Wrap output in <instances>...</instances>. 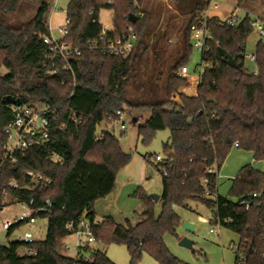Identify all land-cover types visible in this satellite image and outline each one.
<instances>
[{"label": "trees", "instance_id": "trees-1", "mask_svg": "<svg viewBox=\"0 0 264 264\" xmlns=\"http://www.w3.org/2000/svg\"><path fill=\"white\" fill-rule=\"evenodd\" d=\"M24 1L0 0V153L5 141L3 130L13 119L11 99L28 105H62L64 110L80 114L83 124L71 125L64 132L54 131L47 147L31 149L18 164L2 168L0 210L31 200L34 207L44 206L49 200L51 213L39 215L47 221V230L45 239L30 247L37 255L20 256L22 244L8 243L0 246V264H115L96 247L89 250L86 261H75L65 256L64 240L72 235L67 229L69 223L95 222V203L114 192L117 174L131 161V155L123 151L113 133L102 132L101 139H96L99 125L109 126L110 119H117V111L125 113L135 106L130 100L131 85L139 87L138 92L143 89L138 70L148 50L147 15L133 23L126 19L132 15L128 1L117 0L111 9L113 24L119 33H126L128 28L137 32L134 53L115 58L84 51L70 61L74 76L58 61L55 63L59 73L50 76V54L41 40L48 34L49 3L42 1L31 21L13 28L6 16L15 13ZM258 1L233 0L236 7ZM210 3L211 0H197L191 8L183 29L182 55L169 65L163 96L137 105L150 111L148 120L139 127L143 144L151 143L157 132L170 133L159 156L161 161L154 163L163 186L159 214L157 203L139 188L135 196L143 207L141 221L133 224L126 219L119 224L107 217L93 230L96 245L125 246L129 264H139L144 254L158 264H186L170 252L164 239L167 235L178 239L182 220L177 210L189 209L190 203L206 206L224 228L242 238L259 240L264 234L263 172L245 166L233 180L230 198L217 192L218 173L235 143L238 149L252 152L255 161H264L262 40L256 46L254 71L246 68L247 41L254 31L252 19L246 16L233 28L217 17L208 19L214 41L202 59L215 67L200 75L195 97L179 93L187 80L178 77L177 72L188 66L193 52L190 26L204 15ZM101 9H110L103 0L68 1L71 43L84 48L97 37L100 28L91 21ZM148 158L150 162L152 156ZM27 171L46 177L51 185L35 187L25 176ZM11 182L19 189L12 188ZM7 198L10 203H6ZM244 199L250 204L249 211L241 204ZM15 230H9L7 237Z\"/></svg>", "mask_w": 264, "mask_h": 264}, {"label": "rangeland", "instance_id": "rangeland-1", "mask_svg": "<svg viewBox=\"0 0 264 264\" xmlns=\"http://www.w3.org/2000/svg\"><path fill=\"white\" fill-rule=\"evenodd\" d=\"M42 1L44 0H25L15 13L6 16L9 26L19 28L31 21ZM45 1L49 3L47 23L52 27L64 26L68 0ZM196 1L143 0L142 8L147 13V29L150 33L147 40L146 58L141 60L138 70L143 89L138 92L139 87L137 86L131 85L129 88L130 100L135 106L128 108L123 114L122 120L126 126L124 134H120L119 125L114 126L115 136L119 139L123 151L131 155V161L117 174V189L111 196L95 203L96 222H102L105 217L113 216L119 224H123L126 219L136 224L142 220L143 210L140 201L135 196L136 191L142 188L149 196H161L162 194V176L154 167V163H156L154 157L162 156L163 145L169 141L170 133L168 131L157 132L151 143L143 144L142 139L139 138V127L148 120L150 111L137 108V105L143 101L163 96L169 65L182 55L184 43L182 28L184 29L188 13ZM55 4L56 10L54 11ZM235 8L239 20H243L246 16L252 20L264 18V0L248 2L240 7H236L233 0H212L204 14L225 21ZM99 21L104 26H112L113 12L108 9L101 10ZM152 35L157 36L153 38ZM261 40L264 42V38H261L254 29L247 41V57L254 55L256 46ZM201 58V53L193 50L188 63L191 71L194 72L201 63ZM246 68L249 72L255 69V65L248 58H246ZM189 93L193 94L194 90H190ZM134 118L139 120L138 123L132 122ZM104 128V125L99 126L98 132L100 133ZM109 128L111 129V125ZM150 156L152 159L149 162L148 157ZM248 165L264 173V161H255L252 152L233 148L218 173L217 192L219 196L229 197L233 180L239 171ZM10 202V198H7L6 203ZM21 211L22 208L18 204L8 205L0 210V246L17 242L26 232H31L37 240L45 239L47 221L42 219H39L34 226L19 227L7 237V232L3 231V224L12 221ZM156 212L157 214L160 212L159 203L156 205ZM177 212L182 220V225L177 231L178 239L169 235L164 239L166 246L175 257L186 264H235V253L229 246L232 242L239 241L238 234L221 226H212L209 223L212 216L211 211L202 204L190 203L189 209H178ZM186 222L195 226L193 232L183 229V223ZM210 230H213L214 234L210 233ZM183 238L194 243L193 250L179 245ZM75 244L74 235H70L64 240L65 256L75 257ZM93 247L104 252L115 264L130 263L127 248L123 245L100 244ZM139 264L158 263L151 256L144 254Z\"/></svg>", "mask_w": 264, "mask_h": 264}, {"label": "built area", "instance_id": "built-area-1", "mask_svg": "<svg viewBox=\"0 0 264 264\" xmlns=\"http://www.w3.org/2000/svg\"><path fill=\"white\" fill-rule=\"evenodd\" d=\"M103 1L105 6L110 8L108 10L112 11L111 9L116 4L117 0ZM127 1L132 10V15L136 17V20L144 19L146 14L143 11L141 0ZM55 10L56 4L54 6V11ZM101 10L98 11L97 18L91 21L92 25L100 28L99 33L96 38L88 41L84 48L75 46L69 41L71 19L67 15V9L64 26L52 27L51 24H48V34L42 36L41 40L48 48L50 54L48 57V61L51 65V70L49 72L50 76L56 75L60 71L55 61L63 63V69L74 76L70 61L79 58L84 51L115 58H127L134 53L138 44L137 32L133 28H128L126 33H119L113 23L112 26H104L99 21V13ZM90 15H93V12H91ZM126 19L130 20V17ZM208 19L209 17L204 14L196 23L190 26L191 46L193 50L201 53V56L210 50V45L214 41L208 28ZM239 21L240 20L236 16L235 8L225 20V24L233 28L238 25ZM251 26L258 32L261 38H264V18L252 20ZM246 58L252 63L256 61L255 54L248 57L246 56ZM213 67H215V65L201 58V63L196 67L193 73H191L188 66H184L177 72V76L188 81L195 75L199 80L200 75L206 69ZM12 112L13 119L3 130L5 141L2 146V152L0 153V174L4 166H14L18 164L20 162V157L24 159L26 153L31 149L47 147L51 142L54 131L64 132L71 125L79 127L83 124V118L80 114L72 109L64 110L62 105L47 106L20 103L19 105L13 106ZM123 114L124 113L120 111L116 112L115 116L117 119H110L112 121L110 124L111 129L109 126L107 127L104 125L105 128L97 135L96 142L101 139L102 132H111L115 135V125H119L120 134H124L123 132L126 130V126L122 120ZM237 147L238 143H235L234 148ZM154 160L155 162H159L161 158L157 156ZM164 174H166L165 171ZM25 176L35 187L45 188L51 185L49 179L41 175H36L34 172L27 171L25 172ZM10 186L16 190L19 189L16 183L11 182ZM207 195L210 196L209 193H207ZM256 196L257 195H253V198H256ZM241 204L245 205L246 211L250 210V204L246 203L245 199L241 200ZM18 205L22 208V211L12 221L3 224V231L8 232L13 228L18 229L21 226H34L40 219L39 215L51 213V202L49 200L45 201L44 206L38 207H34L33 200L29 203H20ZM97 223L96 221L91 223L88 220H81L77 225L74 223L68 224L67 229L70 230L72 235L76 238V253L73 258L75 261H86L89 250H92L93 246L96 245L93 230ZM209 223L212 226L223 227L221 222L215 219L213 215ZM210 233L214 234V231L210 230ZM37 241L39 240H37L31 232H26L17 241L22 244V248L18 252L19 255L36 256L37 251L30 247ZM229 247L235 253V264H264V234L259 240L249 239L247 237L242 238L239 236V241L237 243L232 242ZM88 264H91V262L88 261Z\"/></svg>", "mask_w": 264, "mask_h": 264}, {"label": "crops", "instance_id": "crops-1", "mask_svg": "<svg viewBox=\"0 0 264 264\" xmlns=\"http://www.w3.org/2000/svg\"><path fill=\"white\" fill-rule=\"evenodd\" d=\"M69 1V0H68ZM179 1V0H178ZM191 10V9H190ZM145 12V11H144ZM189 13H190V11H189ZM189 13H188V17H187V20H188V18H189ZM145 14L147 15V13L145 12ZM210 18V17H209ZM186 20V21H187ZM186 21H185V23H186ZM149 33V32H148ZM182 34H183V28H182ZM157 35H152V37L153 38H155ZM183 36V35H182ZM149 37H150V33H149ZM155 45L157 46V43H155ZM155 54H156V52H155ZM255 54V53H254ZM191 71V70H190ZM195 71V70H194ZM191 73H193V71H191ZM198 83H199V80L197 79V77L194 75V76H192V78L191 79H189L188 81H187V83L185 84V86H183L180 90H179V93L180 94H183V95H185V96H188V97H195L196 96V94H197V86H198ZM190 90H194V93L193 94H191V93H189V91ZM178 100V97H176V101ZM117 182H118V177H117V179H116V187H115V190L117 189ZM124 189H125V187H124ZM122 195V194H121ZM111 196V195H110ZM161 197V196H160ZM143 211V210H142ZM111 215H113V214H111ZM108 217H111V218H113V216H108ZM105 218H107V217H105ZM104 218V219H105ZM114 219V218H113ZM95 221H96V212H95ZM103 221V220H102ZM98 223H100V222H98ZM118 223V222H117Z\"/></svg>", "mask_w": 264, "mask_h": 264}, {"label": "water", "instance_id": "water-1", "mask_svg": "<svg viewBox=\"0 0 264 264\" xmlns=\"http://www.w3.org/2000/svg\"><path fill=\"white\" fill-rule=\"evenodd\" d=\"M130 20L134 23V22L136 21V17H135L134 15H130ZM11 101H12V104H13V105H19V104H20V101H18V100L11 99ZM132 122H133L134 124H136V123H137V119L134 118ZM150 198L153 199V201H154L155 203H158L161 197L158 196V195H150ZM194 228H195V226L192 225V224H190V223H187V222H186V223H183V229H184L185 231H187V232H193V231H194ZM179 245H180L181 247L187 248V249H189V250H193V245H194V243H193L192 241L186 239V238H183V239L180 241Z\"/></svg>", "mask_w": 264, "mask_h": 264}]
</instances>
